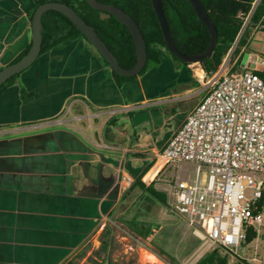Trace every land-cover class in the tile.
<instances>
[{"label": "crops", "instance_id": "obj_1", "mask_svg": "<svg viewBox=\"0 0 264 264\" xmlns=\"http://www.w3.org/2000/svg\"><path fill=\"white\" fill-rule=\"evenodd\" d=\"M39 1L0 0V68L31 45ZM22 87L31 96L22 99ZM205 94L189 65L164 50L160 64L120 89L82 38L0 89V264L70 262L128 202L126 177L151 183L155 155ZM195 168L181 164L176 176L192 182ZM156 218L146 219L154 233L163 226Z\"/></svg>", "mask_w": 264, "mask_h": 264}, {"label": "built area", "instance_id": "obj_2", "mask_svg": "<svg viewBox=\"0 0 264 264\" xmlns=\"http://www.w3.org/2000/svg\"><path fill=\"white\" fill-rule=\"evenodd\" d=\"M261 1L239 14L240 36L216 72L189 64L206 94L155 155L156 173L148 177L166 194L170 211L185 217L203 242L194 264L215 248L234 260L264 264V56L258 61L251 54L247 68L237 71L246 46L235 52L247 28L251 36L264 30V14L253 22ZM184 163L198 168L192 182L176 176ZM126 181L131 187L135 180L129 176Z\"/></svg>", "mask_w": 264, "mask_h": 264}, {"label": "trees", "instance_id": "obj_3", "mask_svg": "<svg viewBox=\"0 0 264 264\" xmlns=\"http://www.w3.org/2000/svg\"><path fill=\"white\" fill-rule=\"evenodd\" d=\"M100 3L111 4L127 12L139 25L144 36L147 46L148 59L146 66L141 73L135 77H124L111 70L112 78L118 88L124 84L142 76L151 65L160 64V50H164L177 65H188L174 57L168 50L159 24L158 18L154 11L151 0H98ZM255 0H200L210 18L214 21L218 31V41L210 58L205 59L202 63L204 69L208 72H216L224 57L233 47L240 36L243 20L239 17L240 13L247 14ZM50 2L49 0H40L30 11V21L35 10L42 4ZM73 8L87 24L92 26L100 38L106 43L110 51L117 58L120 66L124 69H131L137 63L136 49L133 37L128 28L122 24L113 15L93 9L87 0H62ZM164 13L170 27L174 44L180 52L187 55H194L204 52L210 44L209 31L202 23L190 5L188 0H162ZM264 14V0L258 5L253 22L256 23ZM42 49L40 56L52 50L57 45L73 39L82 38L92 47L84 34L77 29L66 16L57 11H48L42 17ZM250 28H247L240 37L236 53L247 45ZM31 45L15 60L18 61L25 55ZM94 48V47H93ZM98 56L111 69L109 64L94 48ZM3 68H0V71ZM22 74V73H21ZM21 74H17L6 81L0 89L11 86L17 82ZM263 77L264 74L260 73ZM31 96L23 87L21 97L25 99ZM143 175L136 177L130 187L127 195H132L136 190L141 191L142 195L147 196L154 202L168 207L167 196L164 192L155 187V183L146 184L142 180ZM125 200V198H124ZM111 220L115 219L111 215ZM125 224L130 233L141 239H148L154 235L155 227L148 220L138 217L126 219ZM110 233V229L104 231V234ZM196 264H250L245 261H230V256L223 253L220 249L215 248L205 253Z\"/></svg>", "mask_w": 264, "mask_h": 264}, {"label": "rangeland", "instance_id": "obj_4", "mask_svg": "<svg viewBox=\"0 0 264 264\" xmlns=\"http://www.w3.org/2000/svg\"><path fill=\"white\" fill-rule=\"evenodd\" d=\"M246 45V52L236 70L247 68L249 56L256 55L258 61L264 56V30H258ZM232 56V62L236 59ZM204 172V171H203ZM194 176H198L196 167ZM156 202L135 191L128 202L120 206L115 219L107 222L100 235L91 238L89 245L77 253L67 264H194L196 254L203 251V242L188 226L187 219L175 216L168 209L159 208ZM163 224L156 228L150 238L141 239L129 232L125 220L133 217L141 219L155 218ZM156 222V221H155ZM110 229L109 235L104 231ZM253 255V252H248ZM231 262H235L230 257Z\"/></svg>", "mask_w": 264, "mask_h": 264}, {"label": "water", "instance_id": "obj_5", "mask_svg": "<svg viewBox=\"0 0 264 264\" xmlns=\"http://www.w3.org/2000/svg\"><path fill=\"white\" fill-rule=\"evenodd\" d=\"M154 11L158 18L162 32L164 34L166 46L169 52L180 61L189 64H202L205 59L211 57L214 48L218 41V31L214 21L208 15V12L200 2V0H188L198 19L204 23L209 31L210 44L208 48L199 54L187 55L178 50L172 39L169 24L167 22L162 0H151ZM89 5L95 9L107 12L116 17L122 24H124L133 37L136 49L137 63L131 69H124L120 66L117 58L110 51L106 43L100 38L96 30L86 23V21L70 6L60 1H50L40 5L34 12L32 18V43L29 51L23 55L18 61L4 67L0 71V87L10 78L17 74L23 73L30 68L40 57L42 49V17L48 11H57L66 16L78 30H80L93 47L101 54L105 61L111 67V70L124 77L138 76L143 68L146 66L148 53L144 36L137 22L123 9L111 4L100 3L98 0H87Z\"/></svg>", "mask_w": 264, "mask_h": 264}]
</instances>
